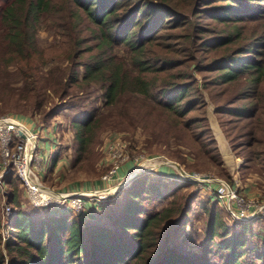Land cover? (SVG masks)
<instances>
[{
    "label": "trees",
    "instance_id": "obj_1",
    "mask_svg": "<svg viewBox=\"0 0 264 264\" xmlns=\"http://www.w3.org/2000/svg\"><path fill=\"white\" fill-rule=\"evenodd\" d=\"M41 29L59 47L42 48ZM92 89L101 104L71 120L76 164L103 126L142 127L150 152L163 146L189 171L226 174L207 90L231 148L245 152L240 169L264 176V0H0L1 104L47 122ZM58 161L56 152L49 170ZM7 175L0 264H264V220H230L217 199L204 207L200 249L175 244L192 221L195 183L142 173L109 196L118 210L102 225L67 206L23 207L13 166Z\"/></svg>",
    "mask_w": 264,
    "mask_h": 264
},
{
    "label": "rangeland",
    "instance_id": "obj_2",
    "mask_svg": "<svg viewBox=\"0 0 264 264\" xmlns=\"http://www.w3.org/2000/svg\"><path fill=\"white\" fill-rule=\"evenodd\" d=\"M38 42L42 48L47 50V52H49L48 49L53 50L55 47H59L54 34L47 29L40 30L38 34ZM195 75L197 77L201 76L200 73L196 72ZM94 89H92L88 97L79 98L80 101L77 102L76 106L62 109L59 114L47 122H43L42 118L38 114L32 115L30 110L23 103L18 104L14 103L13 101H3V104L0 103V119L12 117L8 120L0 121V123L16 120L23 124L26 123L34 130L38 129V155L43 164V167L40 171L41 178L43 183L53 188L55 192H68L77 194L84 191L93 190L96 193V191L99 192L101 190L100 188H105L104 183L101 181V175L108 166L106 161V144L110 139L117 137L126 143L128 151L131 155H141L143 156V159L149 157L145 160L144 164L149 163V161L153 158H159L163 160L170 159L176 161L189 174L223 178L228 180L230 183L235 184L238 188L246 186L245 188L248 187L249 191L264 198V176L256 172L255 169L246 171H242L240 169L245 160V152L237 153V151H234L231 148L227 136L225 135L226 138L223 136L221 132L222 127L219 120L221 118L217 117V115L214 113V106L207 95V90L203 91L207 100L205 110L210 126H213L217 138L223 141V143H219L222 150L221 155H223L222 159L226 167V174L223 175L218 171L217 168L214 167L208 170L205 168L200 172L189 171L183 164H180V162H178L176 159L170 158L166 152L161 151V149L164 148L163 146L162 148H157V145H153L152 147L154 148V151L150 152L145 147V138L147 137L148 133H146L142 127H139L136 131H134L124 127L115 129L109 125L106 127L103 126L97 133L96 141L90 149L88 157L81 164H76L74 153L75 129L71 124V120L83 115L88 108L92 106H99L101 104L102 99L100 93ZM214 115L217 119L214 117ZM218 123L221 129H218ZM56 152H59V161L57 163V167L54 170H49L51 166V159ZM188 162H193V159L188 157ZM1 163L2 157L0 155V210L4 215L8 216L7 218H9V215L12 213V211L9 214H6L4 207L6 205H10L12 210V205L7 200L10 187L6 182L8 179L7 173L9 172L10 168L4 171ZM131 167H129V173L122 175V178H127L128 175L133 172ZM177 169L178 168H174L170 164H161L156 166L154 169H148L145 172H154V177H157L160 174H165L171 177H177L182 181L195 183L199 192L192 206V221L178 233L173 241L175 244L182 245L186 249L199 250L202 245L205 221L207 219V213L204 207L210 201L216 200L213 185L208 184V182L192 181L188 178H185L179 173ZM162 178L164 180L168 179L164 176ZM16 183L19 185L20 201L23 207L31 210H36L37 208L43 207H49L55 210L59 209L58 205L35 206L31 202L30 196L28 195L25 187L21 184V180L20 182L18 181ZM117 194H115V196ZM115 196L105 197L102 195L99 196V198H88L86 203L87 206H85L84 210L74 213L78 216H81L83 220L86 218V214L90 213L91 215L89 217L92 216L93 219L87 218V220H84V223H97L102 225L109 224V217L107 214L110 212L114 213L115 210H118V206H112L115 200H117ZM218 203L221 205L219 201ZM161 204H163V202L159 201L158 206H161ZM62 207H65V205ZM9 226V224H6V229H9Z\"/></svg>",
    "mask_w": 264,
    "mask_h": 264
},
{
    "label": "built area",
    "instance_id": "obj_3",
    "mask_svg": "<svg viewBox=\"0 0 264 264\" xmlns=\"http://www.w3.org/2000/svg\"><path fill=\"white\" fill-rule=\"evenodd\" d=\"M10 118L12 117H5L0 120ZM25 124L20 126L9 121L0 123L1 166L4 171L11 166L15 168L21 184L25 187L31 202L35 206L65 205L73 212H81L84 210L88 198H99L102 195L109 197L124 187L129 182L128 179L133 177L137 171L152 167L144 164V161L149 157L143 159L141 155H131L126 143L120 138L114 137L106 144L108 166L101 175V181L105 188H100L101 190L96 191V193L93 190L77 194L60 192L61 196H53L51 192L54 189L43 183L40 174L43 164L38 155L39 131ZM128 162L133 165V172L127 178H122V166ZM202 182L214 185V195L225 208L230 220L241 222L257 218L264 220V198L258 195L244 194L235 184L223 178L209 176L206 177V181ZM4 211L9 214L12 211L10 205H6Z\"/></svg>",
    "mask_w": 264,
    "mask_h": 264
},
{
    "label": "crops",
    "instance_id": "obj_4",
    "mask_svg": "<svg viewBox=\"0 0 264 264\" xmlns=\"http://www.w3.org/2000/svg\"><path fill=\"white\" fill-rule=\"evenodd\" d=\"M214 117L216 118L215 115H214ZM216 119H217V118H216ZM218 126H219L218 129H221L219 123H218ZM211 127H212L213 133H214V135H215V138H216V140H217V144H218V147H219L220 153L222 154V150H221V147H220V143H223V141L217 138L216 133H215V130H214V128H213L212 125H211ZM221 132H222L223 136H225V134H224V132L222 131V129H221ZM225 138H226V136H225ZM221 139H222V138H221ZM219 142H220V143H219ZM222 156H223V155H222ZM129 165H130V166H129ZM131 166H132V164H131L130 162L125 163V164L122 166L121 174H122V175H125L126 173H129V169H130L129 167H131ZM131 168L133 169L134 167L132 166ZM141 174H142V173L137 174V175L131 177V178L129 179V182H128L124 187L129 186V185L131 184V182H132L137 176H139V175H141ZM162 176H164L165 178H173V177H171V176H169V175H165V174H162ZM208 184H211V183H208ZM212 185H213V184H212ZM245 187H246V186H242L241 188L239 187L238 189H239L242 193H244V194H247V195H256V194L252 193L251 191H249V190H248V187H247V188H245ZM122 188H123V187H122ZM213 188H214V185H213ZM86 206H87V204H86ZM90 215H91L90 213L86 214V218H85L84 220H87V218H88V219H93L92 216L89 217Z\"/></svg>",
    "mask_w": 264,
    "mask_h": 264
},
{
    "label": "water",
    "instance_id": "obj_5",
    "mask_svg": "<svg viewBox=\"0 0 264 264\" xmlns=\"http://www.w3.org/2000/svg\"><path fill=\"white\" fill-rule=\"evenodd\" d=\"M20 134L21 135H23L22 134V132H20ZM171 164V163H175L180 169H181V171L185 174L184 175V177L185 178H188V179H190V180H192V181H206V177L207 176H197L196 174H189L188 172H186L176 161H173V160H170V159H165L164 161H162V162H159V163H156V164H154L152 167H151V169H154L156 166H158V165H161V164ZM146 170H148V168L147 169H142V170H140V171H137V173L136 174H134V176L135 175H137V174H140V173H143V172H145ZM180 173V172H179ZM181 174V173H180ZM182 175V174H181ZM128 181H129V179H128ZM127 181V182H128ZM126 182V183H127Z\"/></svg>",
    "mask_w": 264,
    "mask_h": 264
},
{
    "label": "bare ground",
    "instance_id": "obj_6",
    "mask_svg": "<svg viewBox=\"0 0 264 264\" xmlns=\"http://www.w3.org/2000/svg\"><path fill=\"white\" fill-rule=\"evenodd\" d=\"M4 120H8V119H3V120H0V121H4ZM11 123H16V124H19L20 126H23L24 124L21 123V122H18L16 120H11L10 121ZM165 160V159H164ZM163 159H159V158H153L149 161V163H147L148 165L150 166H153L154 164L156 163H159V162H162L164 161ZM145 162V161H144ZM170 164V163H169ZM170 165H172L174 168H178L177 170L182 174V176H184L185 174L181 171V169L175 164V163H171ZM140 168V167H139ZM53 196H56V197H59L61 196V193H57L55 191H52L51 192ZM56 193V194H55ZM58 194V195H57Z\"/></svg>",
    "mask_w": 264,
    "mask_h": 264
}]
</instances>
